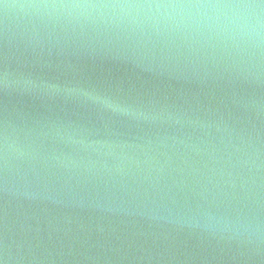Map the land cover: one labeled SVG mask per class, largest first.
<instances>
[{"label": "water", "instance_id": "1", "mask_svg": "<svg viewBox=\"0 0 264 264\" xmlns=\"http://www.w3.org/2000/svg\"><path fill=\"white\" fill-rule=\"evenodd\" d=\"M0 264H264V0H0Z\"/></svg>", "mask_w": 264, "mask_h": 264}]
</instances>
